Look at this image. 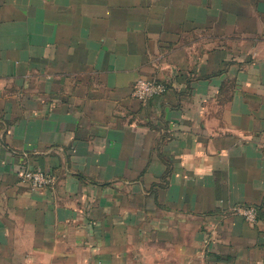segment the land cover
I'll use <instances>...</instances> for the list:
<instances>
[{"label": "crops", "instance_id": "1", "mask_svg": "<svg viewBox=\"0 0 264 264\" xmlns=\"http://www.w3.org/2000/svg\"><path fill=\"white\" fill-rule=\"evenodd\" d=\"M0 264H264V0H0Z\"/></svg>", "mask_w": 264, "mask_h": 264}, {"label": "built area", "instance_id": "2", "mask_svg": "<svg viewBox=\"0 0 264 264\" xmlns=\"http://www.w3.org/2000/svg\"><path fill=\"white\" fill-rule=\"evenodd\" d=\"M167 92L164 83L157 80H137L132 87V98L139 102H148L154 98H159ZM19 183L28 187L31 191L47 189L53 185V176L41 169H27L18 173ZM245 222L254 224L256 222V212L254 209H236Z\"/></svg>", "mask_w": 264, "mask_h": 264}]
</instances>
